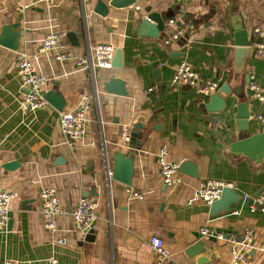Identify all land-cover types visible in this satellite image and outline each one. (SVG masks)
I'll use <instances>...</instances> for the list:
<instances>
[{
  "label": "crops",
  "instance_id": "crops-1",
  "mask_svg": "<svg viewBox=\"0 0 264 264\" xmlns=\"http://www.w3.org/2000/svg\"><path fill=\"white\" fill-rule=\"evenodd\" d=\"M103 1L109 4L111 0ZM96 2L0 0V26L18 21L22 25L18 50L0 45V189L18 193L10 202L6 229L0 233V264L7 260L46 264L50 255L60 264H151L154 254L149 238L153 234L161 236L171 251L169 264H195L184 251L201 239L213 245L214 253L203 264H230L228 244L203 236V226L239 240L252 229L257 247L264 246V213L249 210L251 199L264 194V160L231 148L240 139L237 105L249 101L250 135L264 134V123L257 118L264 114V102L254 97L245 74L237 86L241 95L233 93L228 100L231 105L218 113L206 110L209 97H203L196 87L171 83L175 68L183 61L202 80L219 85L230 82L237 29H246L251 50L245 73L264 87V55L254 50L255 42L264 36V0H138L127 8L110 6L106 17L94 11ZM23 3L30 8L21 11ZM148 7L162 13L165 22L177 18L176 26L184 20L186 35L165 43L164 29L157 38L140 32ZM50 31L75 32L77 42L66 35L62 48L40 54L41 41ZM97 43L122 49L123 66L96 69L94 75L80 68L77 57ZM18 51L28 53L47 78L44 92L57 83L66 93L68 105L63 111L80 108L85 99L90 100L86 134L73 146L61 131V111L50 105L36 111L22 107L26 88L15 69ZM59 52L71 57L57 59ZM110 77L123 79L129 95L104 92L102 81ZM139 117L144 118L145 128L138 138L131 136L127 145L122 144L123 127ZM162 147L169 161L180 165L192 159L198 176L179 171L182 182L165 185L157 160ZM115 150L134 156L131 185L107 174L112 171ZM10 161L19 165L4 168ZM208 179L231 183L240 195L229 212L212 216L211 205L188 202ZM45 186L57 188L68 210L58 217L55 231L43 227L39 211V194ZM127 187L143 198H133L126 193ZM81 196L97 204V219L90 230L95 235L93 242L85 240L86 234L76 228L70 214ZM59 237L67 242L58 243ZM258 248L250 254L251 264H264V251Z\"/></svg>",
  "mask_w": 264,
  "mask_h": 264
},
{
  "label": "built area",
  "instance_id": "built-area-1",
  "mask_svg": "<svg viewBox=\"0 0 264 264\" xmlns=\"http://www.w3.org/2000/svg\"><path fill=\"white\" fill-rule=\"evenodd\" d=\"M53 1V0H51ZM190 1V0H179ZM30 4L23 3L20 5L21 11L30 8ZM183 19V18H182ZM177 18H170L165 22L164 30L166 31L163 41L169 43L186 35L187 23L183 20V25H177ZM256 33H261L259 28L255 29ZM67 33L65 31H50L44 35L38 49V53L44 54L50 51L59 50L63 46V38ZM115 46L111 43H97L90 46L86 53L77 57V65L85 70L90 71L93 75L96 69H111L113 68V57L115 54ZM254 50L257 55H264V36L260 37L254 44ZM57 59H66L71 57L68 52L56 53ZM15 69L20 77L23 87H28L29 91L22 100V107L33 111L49 106V103L44 98V87L47 85V78L39 72L32 61V58L25 51H18L16 56ZM171 83L181 84L196 87L197 91L203 97H211L219 88V84L215 81L202 80L201 74L194 69L186 61L181 62L174 70L171 78ZM250 87L254 90V97L264 102V87H260L253 79L249 82ZM154 86L148 89L149 92L154 90ZM91 107V102L87 98L84 100L82 107L72 111H62L60 113L59 124L62 133L68 139L71 146L76 140L81 139L86 134L87 128V110ZM257 118L264 123V114L257 115ZM132 125H126L121 131V143L127 145L131 140ZM167 151L162 147L158 154L157 160L160 165L161 178L165 185L176 186L182 182V176L179 172V164L169 161L166 158ZM106 164V163H105ZM108 167V165L106 164ZM110 176L112 171L107 170ZM226 187H232L231 183L218 179H208L203 182L201 187L195 190L193 196L189 199V203L193 201H203L211 205L219 199L223 190ZM126 193L133 198L142 199L143 195L132 189L126 188ZM16 191L0 189V233L5 231L9 219L10 202L17 197ZM40 214L43 221V227L49 231H55L58 225V217L68 213V210L61 204L58 190L54 186L42 187L39 194ZM96 202L93 198L81 196L70 214L72 215L76 228L84 234L90 232L96 215ZM251 212L264 213V194H259L252 198L249 203ZM239 213V211H235ZM200 233L203 236H212L220 242L228 244L230 249V264H251V252L257 249L254 242V232L252 229H247L243 239L239 240L234 236L225 235L223 232H218L209 226L200 228ZM58 243L65 244L67 239L59 237ZM149 245L154 254V259L151 264H169L171 260V251L166 246L164 239L156 234L149 238ZM258 249L264 251V246ZM5 264H19L18 261L7 260ZM46 264H60L59 259L55 255H50L46 259Z\"/></svg>",
  "mask_w": 264,
  "mask_h": 264
},
{
  "label": "water",
  "instance_id": "water-1",
  "mask_svg": "<svg viewBox=\"0 0 264 264\" xmlns=\"http://www.w3.org/2000/svg\"><path fill=\"white\" fill-rule=\"evenodd\" d=\"M138 0H111L110 3H106L103 0H97L94 11L106 17L109 14L110 6L115 8H127L134 5ZM147 14L141 19L139 30L145 35L151 37H159L160 32L165 27V19L162 13L157 11H151V7L146 8ZM22 25L21 22L6 23L0 26V45L7 47L11 50H18L21 43ZM67 37L75 44L77 42V35L75 32H69ZM77 44V43H76ZM251 50V40L248 38V32L246 29H237L236 41H235V58L233 61L232 79L230 82H225L219 86L217 91L208 98V102L205 104L206 110L211 113H218L224 111L231 103H228L232 94L241 95L240 88L243 74L245 79L250 82L249 75L246 72V62ZM113 68H121L123 66V51L120 48L115 49L113 57ZM156 74L159 76L160 70L156 69ZM26 88V94L29 91ZM103 91L106 93L128 96L129 92L126 89V83L123 79L118 77H110L102 81ZM44 98L49 103L52 109L63 111L68 105V97L65 92L59 90V86L56 83L50 90L44 93ZM232 100V99H231ZM231 102V101H230ZM249 101L242 102L237 105V112L235 117L238 122V130L240 131V139L234 141L231 144V148L236 152H243V154L250 157H255L258 161L264 160V134L258 133L250 135L249 130ZM211 117V116H209ZM211 121H217L215 118H209ZM145 128L144 118L139 117L132 123L131 136L138 138L140 130ZM107 162L105 157V163ZM19 165L18 161H10L5 163L4 168L13 169ZM179 171L188 174L193 177L198 176V171L193 166L192 159H186L179 166ZM134 175V156L124 155L120 150L114 152V165L112 168L111 177L114 180L120 181L126 185L132 184V177ZM240 195L233 187H226L219 199L214 201L210 206V214L212 216L220 213L229 212L234 204L239 202ZM85 240L88 242L95 241V235L88 232L85 236ZM184 254L186 258L195 264L209 263L212 260L213 245L207 239H201L189 246Z\"/></svg>",
  "mask_w": 264,
  "mask_h": 264
}]
</instances>
